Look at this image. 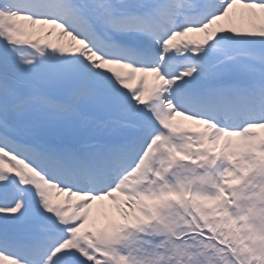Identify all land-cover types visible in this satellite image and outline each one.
I'll return each mask as SVG.
<instances>
[{
  "label": "snow or ice",
  "instance_id": "snow-or-ice-1",
  "mask_svg": "<svg viewBox=\"0 0 264 264\" xmlns=\"http://www.w3.org/2000/svg\"><path fill=\"white\" fill-rule=\"evenodd\" d=\"M0 264H264V0H0Z\"/></svg>",
  "mask_w": 264,
  "mask_h": 264
}]
</instances>
